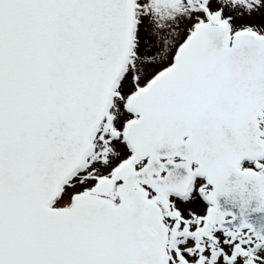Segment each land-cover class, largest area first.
<instances>
[{"label": "snow or ice", "instance_id": "obj_1", "mask_svg": "<svg viewBox=\"0 0 264 264\" xmlns=\"http://www.w3.org/2000/svg\"><path fill=\"white\" fill-rule=\"evenodd\" d=\"M0 264H264V0H0Z\"/></svg>", "mask_w": 264, "mask_h": 264}]
</instances>
